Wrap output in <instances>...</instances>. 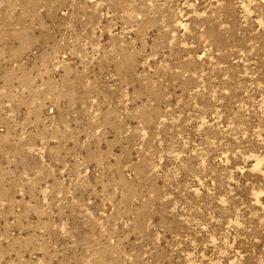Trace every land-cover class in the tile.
Wrapping results in <instances>:
<instances>
[{
	"label": "rangeland",
	"instance_id": "obj_1",
	"mask_svg": "<svg viewBox=\"0 0 264 264\" xmlns=\"http://www.w3.org/2000/svg\"><path fill=\"white\" fill-rule=\"evenodd\" d=\"M0 264H264V0H0Z\"/></svg>",
	"mask_w": 264,
	"mask_h": 264
}]
</instances>
